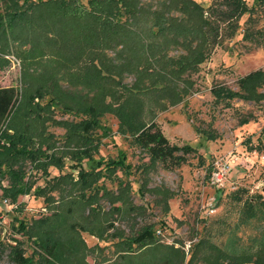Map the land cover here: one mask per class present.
I'll use <instances>...</instances> for the list:
<instances>
[{
  "label": "rangeland",
  "instance_id": "rangeland-1",
  "mask_svg": "<svg viewBox=\"0 0 264 264\" xmlns=\"http://www.w3.org/2000/svg\"><path fill=\"white\" fill-rule=\"evenodd\" d=\"M194 1L207 8L214 0ZM81 2L86 4V0ZM245 2L250 11L239 19L235 33L230 35L227 27L219 23L217 44L209 58L195 73L168 80L170 87L176 90L181 89L183 77L192 82L189 95L180 104L161 110L156 105L155 93L141 94L137 98L142 105L145 122L153 120L171 144L189 145L196 152L186 158L185 164L174 170H166L159 163L150 165L147 154L128 135L118 133L117 119L110 114L103 115L92 133V137L100 142L95 159L102 162L101 168L108 161H123L125 168L117 169L115 175L129 186L126 196L129 206L133 208L129 211V206L128 209L123 207L120 214L112 216V205L101 200V208L96 213L91 212L86 221L77 220L80 219L77 213L71 216L61 214L56 222L58 225H55L58 229H47L56 230L54 238L63 245V249L59 251L62 256L52 260H57L60 264L62 261L66 264H122L113 244L117 240L111 241L109 235L114 230L123 232L124 235H136L146 226L153 227L160 245L181 250L186 258L184 264H187L189 254L199 241L206 245L199 249L197 260L193 264H203L200 258L206 257L209 252L208 257L212 261L222 254L229 261L231 259L229 264H241L246 259L252 261L249 264H255L256 256L264 255V151L250 149L264 145V83L258 89L261 97L256 101L235 97L230 99L229 106L226 107L224 103L214 104L211 95L214 86L240 94L238 79L257 70L264 71V40L256 35L264 33V5L259 4L258 0ZM164 3L165 0H140V13L136 16L124 13L121 21L138 29L148 27L151 13L162 9ZM246 32L253 33V39L258 42L245 40ZM45 38L42 34L38 44L42 49V57L32 55L29 58L28 50L32 45L26 42H10V52L3 57L8 65L0 67V89L14 88L19 94V103L13 111L15 116L12 118V114L11 119H8L11 125L17 127L27 117L25 97L32 92L33 87L47 85L54 75L58 77L62 101L74 107L96 103L117 105L126 98L123 90L133 86L134 74L123 72L108 79H99L94 77L92 67L56 66V58H53L55 50L53 46L48 47L43 43ZM117 51L118 48L106 51V54L114 59ZM183 53L184 50L180 47L169 51V55L173 57ZM86 76L96 78V82L93 80L86 84ZM142 86L151 89L153 85L146 79ZM47 99L48 97L43 103ZM246 117L249 122L241 125L240 120ZM81 118L74 112L56 108L53 114L45 116L42 128L45 134L54 137L59 146L66 129L58 121L77 122ZM11 129L9 133L14 132ZM207 133H211L216 139H206L204 134ZM23 165L25 171L31 173L32 179H37L35 186L39 187H43L48 179L64 174H70L74 180L77 178L78 171L69 167L68 160L62 171L50 167L49 177L46 178L35 175L28 161ZM90 165L85 161L82 168L88 170ZM223 166L229 169L228 174L221 183H217L213 175ZM6 184V181L0 182L3 187ZM99 184H103L113 195L117 193L116 182L102 179ZM166 191L172 195L168 200H165ZM58 195V189H55L48 191L43 197L20 196L15 205L0 198V264H14L10 260L8 246H15L16 241L22 243L24 255L31 259L32 264L38 262V256L44 253L35 245L37 238L29 239L27 236L14 234L12 227H17L21 221L32 227L33 220L50 217L58 204L55 201ZM259 195L261 196L258 198ZM251 197L257 198L253 207L258 209L250 212H256V216L249 218L244 211L246 202ZM120 205L114 204L116 207ZM83 213L87 215V210ZM75 221L84 224L95 235L81 232L80 237H77L67 229L68 224ZM105 222L113 223V230H107ZM90 226L94 229H89ZM29 230L38 232L37 229ZM96 234L107 238L101 241ZM81 242L85 248L79 246ZM207 245H211V248ZM55 254L58 255V252ZM46 258L51 260L52 257L46 255ZM226 263L225 261L223 264Z\"/></svg>",
  "mask_w": 264,
  "mask_h": 264
},
{
  "label": "trees",
  "instance_id": "trees-1",
  "mask_svg": "<svg viewBox=\"0 0 264 264\" xmlns=\"http://www.w3.org/2000/svg\"><path fill=\"white\" fill-rule=\"evenodd\" d=\"M139 1L86 0V4H83L81 0H0V67L8 65L3 57L10 52V42L30 43L32 48L28 50V57H42V49L38 44L43 34L46 37L43 43L48 47L53 46L55 50L53 58H56V66L92 67L94 77L99 79H108L123 72L135 75L133 86L123 90L126 98L117 105L96 103L75 105L76 107L62 101L58 77L54 75L47 85L34 86L32 92L25 97L27 117L17 127L11 125L8 119H11L12 114V118L15 116L13 111L19 103V94L14 88L0 89V182H7L4 187L0 185V198L15 205L20 196L43 197L48 191L55 189L59 193L55 199L58 204L50 217L33 220L32 227L22 221L17 227H12L14 234L27 236L29 239L37 238L35 245L44 254L38 256L36 264H60L54 260L62 256L59 251L63 249V245L54 238L57 231L47 229H58L55 225L61 214L71 216L77 213L80 216L77 220L86 221L91 212L96 213L101 208V200L112 205V216L120 214L123 207L126 209L130 205L126 196L129 186L115 175L117 169L125 168L123 161H108L101 168L102 162L95 159L100 142L92 137V133L103 115L110 114L117 119L118 133L128 135L147 154L150 165L159 163L166 170H174L185 164L186 158L196 152L189 145L171 144L153 120L145 122L142 105L137 98L141 94L153 92L157 95L156 105L161 110L180 104L192 88V82L185 77L198 70L217 44L219 23H223L230 35H233L239 19L250 11L245 0H214L207 8L194 0H165L162 9L151 13L149 26L138 29L122 22L121 16L124 13L129 16L139 14ZM258 3L264 5V0H258ZM172 13L178 15H171ZM257 34L264 40V33ZM253 35L246 32L244 39L258 42L253 39ZM175 47L182 48L184 53L177 57L170 56L169 51ZM117 48L114 59L107 56L106 51ZM182 76L185 77L181 89L170 87L169 79H180ZM146 79L152 83L151 89L142 86ZM84 80L86 84L93 80L96 82V78L87 76ZM262 83L264 71L257 70L237 80L240 94L214 86L211 95L214 104L224 103L226 107L229 106L230 99L235 97L256 101L261 97L258 89ZM46 97L48 99L43 103ZM56 108L82 117L77 122L58 121L66 129L59 146L54 137L45 134L42 128L45 116L53 114ZM248 122L247 117L240 120L241 125ZM10 128L13 133L8 132ZM204 135L208 140L216 139L211 133ZM250 149L261 152L264 151V145ZM66 160L70 162L71 169H77V178L72 179L70 174L60 175L48 179L43 187L35 186L37 179H32L31 173L25 171L23 165L28 161L35 175L46 178L49 177L50 167L62 171ZM85 161L91 164L88 170L82 168ZM102 179L117 183L115 195L105 189L103 184H99ZM164 194L165 200L172 196L167 191ZM255 199L257 198L251 197L246 200L244 214L249 218L256 216V212L250 214L258 209L253 207ZM116 203L121 205L116 207ZM129 207L131 211L133 207ZM82 210H87V215H84V211L81 213ZM104 226L107 230H113V223L105 222ZM93 227L89 229H94ZM29 229H37L38 232ZM67 229L77 237H80L81 232L95 235L78 221L68 224ZM96 236L101 241L107 238L98 234ZM109 237L111 241L117 240L113 244L122 264L186 262L181 250L159 244L152 226L143 227L136 235H124L123 232L114 230ZM21 244L16 241L15 246H8L10 260L14 264H32L31 259L24 255ZM205 245L203 241L195 245L187 264L196 262L199 249ZM79 246L85 248L82 242ZM207 247L211 248V245ZM56 251L58 255L55 254ZM209 254L210 252L206 257L200 258L203 264H223L225 261L229 264L231 261L222 254L212 261ZM46 255L52 257L51 260H47ZM82 261L84 262V258ZM62 262L61 264H66ZM251 262L246 259L241 264ZM254 263L264 264V255H257Z\"/></svg>",
  "mask_w": 264,
  "mask_h": 264
},
{
  "label": "built area",
  "instance_id": "built-area-1",
  "mask_svg": "<svg viewBox=\"0 0 264 264\" xmlns=\"http://www.w3.org/2000/svg\"><path fill=\"white\" fill-rule=\"evenodd\" d=\"M228 168L223 166L217 170L216 173H214L213 177L215 178L217 183H221L223 179L226 177L228 174Z\"/></svg>",
  "mask_w": 264,
  "mask_h": 264
}]
</instances>
